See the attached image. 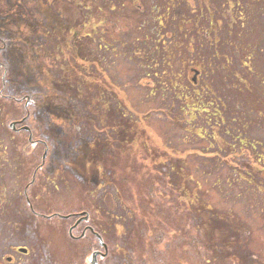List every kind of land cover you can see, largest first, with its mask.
Returning a JSON list of instances; mask_svg holds the SVG:
<instances>
[{
    "label": "rangeland",
    "instance_id": "rangeland-1",
    "mask_svg": "<svg viewBox=\"0 0 264 264\" xmlns=\"http://www.w3.org/2000/svg\"><path fill=\"white\" fill-rule=\"evenodd\" d=\"M155 1L172 13H152ZM0 41L5 91L31 98L33 139L51 141L37 212H88L109 247L99 264H264V0H0ZM5 91L0 264H90L97 241L72 240L68 221L34 219L21 201L34 171L20 158L41 159L43 145L10 129L25 102ZM184 95L214 98L225 118L204 128L214 143L181 123ZM237 138L261 160L238 157Z\"/></svg>",
    "mask_w": 264,
    "mask_h": 264
},
{
    "label": "flooded vegetation",
    "instance_id": "flooded-vegetation-1",
    "mask_svg": "<svg viewBox=\"0 0 264 264\" xmlns=\"http://www.w3.org/2000/svg\"><path fill=\"white\" fill-rule=\"evenodd\" d=\"M165 7H167V5ZM165 7H164L163 13L164 14H167L166 13V10H165ZM46 35H47V33H46ZM48 37H50V35ZM1 43H3V42L0 41V44ZM1 45H0V54L2 53V50L4 49V47H1ZM0 69H4L5 70L4 73H5V77H6L7 76V70L5 68V65L2 62H0ZM4 88H6V84H5ZM5 97L7 99H10V100H16L17 103H19V104L25 102L24 108L22 106L20 108L21 109L20 115H19L20 116L19 117L20 119L13 121L14 123H16V130H15V132L16 133H27L28 134V141H29V143L31 145H35V146H38L40 144L43 145L44 146V153H45L46 147L48 146L49 141H50L49 138L47 139L46 142L44 140H40V139L33 140L32 142L29 140V136L31 134L32 129H31L30 126H28V123H29V120H31L33 117H35V112L32 111L33 114H34V116H32V113L29 110L30 105L32 104L31 98L28 97V96H24V97H22V98H20V99L17 100L16 99L17 98L16 95H13V94H8V96H5ZM23 111H25V114L26 115L23 114ZM27 126L30 127L31 131L24 130L25 127H27ZM32 134H33V131H32ZM16 146H19V144H17ZM35 150H31V152L29 154H25L24 155V159L22 157L20 158L21 160H27L28 161V164H26L24 166L27 170H28V168H31V171L32 170L34 171L31 182L27 183L26 186H25V188H24V190H23V197H24L23 199H24V201H22V200L21 201L24 202L28 206V208L30 210V213H31V215L33 217L40 218V219H44V220H52L54 218H57V219H60V220H65V221L74 220V223L72 225H70V223H68V227H67L68 234L70 233V229L74 227L73 235H74V232H76L77 230H80L79 236H75L74 235L76 238H79V237L84 236L81 239H77L78 241H83L84 242V245H88L89 246V245L93 244V241H94L92 238H89L91 236V237H93V238L96 239V241H97V243L99 245V241H98L97 237L95 236V232H97L96 231L97 223H94V224L92 223V225L89 224L90 223V219H91L90 218L89 220H83L81 223L77 224L82 219V213L83 212H81V213L74 212V213H72L71 218L69 220H67V219H64L63 218V217H66V216H59L58 214H55V215H52V214H44V213H41V212H37L36 211V209H35V207L33 205L32 200H34V197L35 196L38 197L39 194L36 195L37 192L34 191V188L33 187L35 186L36 181H37V179H36L37 173L40 170L44 169L46 166L49 168L48 162H47L48 161L47 159L49 157L48 156V152L49 151H47L46 156H45V154H43L41 156V159L39 160L38 159L39 158V154L35 153ZM48 150H49V148H48ZM18 158H19L18 156H14L12 162H14V160H16L17 162H19V159ZM40 161H41V163H40ZM64 163H66V162H64ZM0 167H3V166L0 165ZM62 168H64V165L63 164H62ZM6 174L7 173L5 172L4 167H3V169L0 168V186L4 183L5 176H7ZM24 176H25V178L22 179L21 181L16 180V182L19 184V186H22V184H25L27 182V176L26 175H24ZM7 177L10 179L9 176H7ZM47 178H48L47 181H48V183L51 184V187L52 188L55 187L57 190H59V185L57 183H58V181H59L60 178L59 177H47ZM61 179H62L63 185L64 184H67V181H66L65 176H63ZM33 192H35L34 195H33ZM19 193H20V191H19ZM34 202H35V200H34ZM35 204H36V202H35ZM32 207H33V209H32ZM91 229H93L94 232ZM74 240H76V239H74ZM99 247H100V245H99ZM21 249L22 248L15 249V251L21 253ZM96 251H98V250H96ZM99 251H102L104 253V249L102 247H100V250ZM100 258L103 259L102 256H100L99 259Z\"/></svg>",
    "mask_w": 264,
    "mask_h": 264
},
{
    "label": "trees",
    "instance_id": "trees-1",
    "mask_svg": "<svg viewBox=\"0 0 264 264\" xmlns=\"http://www.w3.org/2000/svg\"><path fill=\"white\" fill-rule=\"evenodd\" d=\"M186 4H187L188 11L190 13H194L193 7L190 6L191 4L190 3H186ZM164 7L165 6L161 5L160 2L155 1V3L152 5V7L150 9H151L152 13H163ZM173 7L174 6H170V4H168L167 7H165L166 13H172ZM45 41L47 42L48 39H46ZM204 97H206V98H201L199 101L198 96L193 95L192 97H190V95H184L182 100H181L180 106H178L179 107V117L181 118L183 116V121H181V123H183V124L185 123L186 126H190V127L191 126L194 127V126L198 125V127H196V131L200 132L197 135L201 139H203V138L205 139L207 137H213V134L207 135V130L204 129L206 124H207V126H209L212 123L213 128L219 127V126L224 124V120H225L221 111H219V109L215 108L217 105L215 104V102H213L214 98L211 97L208 100V96H204ZM205 100H206V103H204ZM188 101L191 103L195 101V103L190 104ZM193 109H194V111H193ZM179 117H178V119H179ZM195 121H197L196 124H195ZM220 121H221V123H220ZM214 140H215V136L213 137L212 142ZM237 140H238V144L234 145V147H235V150L237 147L236 152H237L238 157H242V158L246 159V161L249 163L251 162V159L256 158L257 161L261 160L260 157H255V155H253V153H252V149L253 150L257 149V146L254 143L250 142L249 140H247L245 138H243V139L237 138ZM235 163L240 167L239 170H244V168H246V167H241L240 161H236ZM157 168L158 167L156 166L155 170H158ZM165 168H167V167H165ZM162 173H164V172H162ZM247 173H248V171H247ZM161 177H163V175H160V178ZM163 182H164V179H163ZM155 187L160 190L161 183L158 179H156L155 177H152L149 181L148 191H147V193L149 194V197L152 201H155V199H156L154 194H153V189ZM154 228H155V226H154ZM159 242L160 241L158 240L157 242H155V244H152V247H155L156 245H158ZM194 247H195V245H194ZM201 256H203V255H201ZM205 260H206V262H208L211 260V258H208Z\"/></svg>",
    "mask_w": 264,
    "mask_h": 264
},
{
    "label": "water",
    "instance_id": "water-1",
    "mask_svg": "<svg viewBox=\"0 0 264 264\" xmlns=\"http://www.w3.org/2000/svg\"><path fill=\"white\" fill-rule=\"evenodd\" d=\"M197 76H198V73H196V76L194 78V81L195 82H197ZM11 127L13 129H15V125L14 124H12ZM26 129L28 130V128H26ZM82 216H83V218L77 224L81 223L83 220H88L89 219V214H87V213H83ZM65 218L68 219V218H70V216L69 217H65ZM70 235L73 237V228L70 230ZM96 236H97V238L99 240L100 246L103 247L106 252L104 254H102L101 252H95V253H93L91 264H98V257H99V255L107 256V253H108V246L105 244L103 238L99 234H97V233H96ZM21 252L26 254L27 253V250L26 249H21Z\"/></svg>",
    "mask_w": 264,
    "mask_h": 264
}]
</instances>
